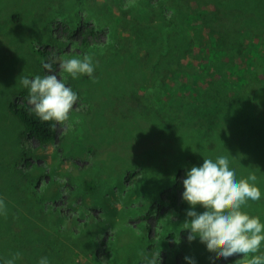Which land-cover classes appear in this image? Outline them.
I'll return each mask as SVG.
<instances>
[{"label": "rangeland", "instance_id": "1", "mask_svg": "<svg viewBox=\"0 0 264 264\" xmlns=\"http://www.w3.org/2000/svg\"><path fill=\"white\" fill-rule=\"evenodd\" d=\"M196 7L217 26L207 28L208 38L225 34L231 42L264 32V0H0V199L7 210L0 214V258L19 252L16 264H27L29 255L38 264L45 255L50 264H144L139 253L159 249L161 264H189L185 257L226 264L241 256L217 259L198 237L189 242L183 223L191 206L180 214L166 197L185 178L179 173L187 153L227 156L237 179L256 174L261 199L244 210L264 223V148L258 149L264 144V82L210 136L183 108L176 112L167 88L159 103L164 88L160 78L154 84L157 72L187 47L168 23ZM91 26L96 34L88 39L101 49L82 45V31ZM166 45L169 54L157 59ZM84 55L93 58L95 80L73 79L59 68L60 59ZM180 61L185 68L187 57ZM45 63L52 64L51 73ZM46 74L75 81L78 100L69 120L56 122L55 141L42 145L22 135L25 126L11 102L28 103L22 77ZM172 127L177 131L165 135ZM194 210L205 211L200 205Z\"/></svg>", "mask_w": 264, "mask_h": 264}, {"label": "trees", "instance_id": "2", "mask_svg": "<svg viewBox=\"0 0 264 264\" xmlns=\"http://www.w3.org/2000/svg\"><path fill=\"white\" fill-rule=\"evenodd\" d=\"M202 10L200 7L193 8L190 14L179 16L180 22L173 24L171 21L168 23L174 28L172 36L178 39V44L181 39L186 37L187 47L182 48L178 54H174L172 59L166 60L167 66L157 72L154 84L158 82L159 78L163 82L164 91L159 100L160 104H163V96L167 88L171 100L177 101L175 103L176 112L183 108L185 115L193 121L195 128L202 129L204 136H210L219 132L225 115H231L234 111L238 112L241 104H247L246 93L252 92L256 83L261 80L264 82V32L260 31L261 33L257 34L258 32L253 31L243 34V30L240 29L239 32L241 31L244 37L231 39V42L228 41L225 34L220 37V40L216 33L213 34V38H208L210 33L208 29H216L217 26L211 24V16L200 14ZM219 10L221 8L217 7V12ZM216 17L219 21L223 19L222 16ZM168 21L169 18L166 19V22ZM74 31L77 33L79 30L76 28L73 33ZM82 32L84 34L83 46L93 45L94 48L101 49L100 45L91 44L88 39L90 34H96L94 26ZM170 50L169 45L162 46L156 54L157 59L166 58ZM74 55L79 56L80 53L75 52ZM181 56L187 57L186 67L192 66V70L181 66ZM195 59H198L197 63H194ZM134 72L135 70L132 71V73ZM142 82V85L149 86L148 81L142 79ZM65 84L75 91V85H77L75 81L71 80L70 83ZM11 108L25 126L21 132L22 135L29 133L37 138L42 145L55 141L57 136L55 121H43L27 102L13 101ZM251 128L250 125L249 129H240L238 136L244 135ZM176 131L172 127V131L163 132L167 135L169 132L175 133ZM261 148H264V144L258 145V149ZM203 160L199 154L187 153L185 165L181 168L179 175L182 173L186 178L187 171L192 166H201ZM183 191V183L179 178L166 191L170 205L180 214L186 210L188 205L186 201L180 199ZM45 257L48 258V255ZM36 258L38 257L35 255H29L27 264H38L35 261ZM241 258L242 256H237L226 264H233L234 261Z\"/></svg>", "mask_w": 264, "mask_h": 264}, {"label": "clouds", "instance_id": "3", "mask_svg": "<svg viewBox=\"0 0 264 264\" xmlns=\"http://www.w3.org/2000/svg\"><path fill=\"white\" fill-rule=\"evenodd\" d=\"M49 73L52 64L45 63ZM59 68L73 79L87 75L95 80V65L90 55L83 58L60 59ZM20 84L29 89L28 103L43 121L63 123L69 120L70 113L78 100V94L64 80L55 74L35 76L32 79L22 77ZM182 199L192 210L186 215L183 230L188 231L187 240L199 238L209 252L217 259H228L241 255L235 264H264V223L259 216L250 215L244 210L249 201L261 199L258 178L250 173L247 178L237 179L234 169L229 167L227 156H218L215 160L204 158L201 166H192L183 179ZM197 205L205 211L197 213ZM0 214L7 215L6 205L0 199ZM144 264H161L160 250L139 253ZM3 259V264H16L21 253L16 252L10 258ZM189 264H195L185 257ZM39 264H50L47 257H42Z\"/></svg>", "mask_w": 264, "mask_h": 264}]
</instances>
